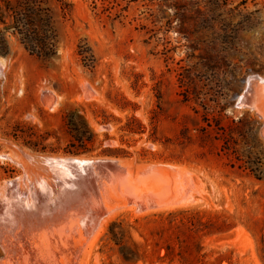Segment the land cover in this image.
<instances>
[{"label": "rangeland", "instance_id": "rangeland-1", "mask_svg": "<svg viewBox=\"0 0 264 264\" xmlns=\"http://www.w3.org/2000/svg\"><path fill=\"white\" fill-rule=\"evenodd\" d=\"M34 1L39 23L50 17L47 35L56 36L49 57L31 54L11 26L28 4L0 0L2 208L12 206L8 193L26 205L58 180L78 189L75 201L95 191L93 232L68 216L50 237V256L61 264H264V177L257 179L245 161L258 162L247 157L238 134L242 162L201 130L208 108L222 112L225 127L251 117L252 150L264 153V0H221L212 29L194 32L189 25L197 48L183 37L171 1L64 0L72 4L68 13L57 0ZM216 33L235 38V45H219L226 58L203 67L200 56L208 50L201 40ZM185 69L203 81L197 89L206 94L203 104L184 102ZM214 75L223 87L218 103L215 90L205 87ZM72 114L95 134L86 153L67 150ZM75 157L107 168L103 182L76 188V177L56 172L47 160ZM8 183H16L13 192ZM64 237L71 246L61 244ZM5 247L0 240V264H32Z\"/></svg>", "mask_w": 264, "mask_h": 264}, {"label": "trees", "instance_id": "trees-1", "mask_svg": "<svg viewBox=\"0 0 264 264\" xmlns=\"http://www.w3.org/2000/svg\"><path fill=\"white\" fill-rule=\"evenodd\" d=\"M25 4H28L27 7L23 8L22 11H19L17 17H14L13 24L14 27L22 36V42L25 44L26 49L31 53L35 54L39 57H49L56 53V36H48L46 28H50L51 20L50 17L47 16L45 20V25H41L39 22L41 20V13H39L38 8H36V1L34 0H23ZM60 2L62 6V10L64 13H68L71 11L72 4L66 3L64 0H57ZM171 1L172 6L175 9H178L180 13H177V19L181 21V33L186 40H189L191 36V30L189 25H194L197 30H203L204 25H207L209 29H212L211 24H214V14L220 12L222 9L221 0H159L163 5L167 4ZM1 11V7H0ZM11 28V27H10ZM222 34L216 33L215 37L211 40L204 41L201 40L203 44L206 45V56H200L201 60L205 62L204 66L211 68L212 65L218 64L226 58L225 55L220 54L221 52L217 50L219 45L226 44L227 46L235 45V38L227 37V39H221ZM51 41V42H50ZM190 41L191 48H197V46L193 45V41ZM211 78V77H210ZM205 87H210L215 90L216 99L214 102L218 103L223 87L214 75L211 80H207ZM206 81V82H207ZM199 82L193 77L189 75V70L185 69L180 76V84L183 88V96L185 97L184 102H191L195 100L199 102V104H203V101H206L204 96L206 94L203 93V87H201L200 91ZM198 113V111H195ZM210 111V108L206 109V113L204 116V122L206 123V127L201 129L204 133L205 137H208L210 134L211 138L213 133L218 139L223 140V148L228 152L232 150L234 154L238 156V162L245 161L242 157L239 150L235 147L237 145L236 138L234 134H238V136L244 138L247 157H253L254 160H257L258 163L253 165L251 161L245 163L249 164L248 166L255 174L257 179H262L264 177V171H262V166L264 164H260L264 160V153L261 151H254V145L256 144V135L253 134V119L251 117H241L238 119H232L230 125L222 126L221 120L222 112ZM66 127L68 133L71 137L69 148L67 149L71 154H81L86 153L90 150V146L94 142L95 134L91 130L87 120L78 115L72 114L68 116L66 120ZM253 136V137H252ZM212 140V139H211ZM214 140H217L215 137ZM250 143L252 145H250ZM252 160V159H251ZM260 162V163H259ZM256 166V167H255ZM259 170V173H257Z\"/></svg>", "mask_w": 264, "mask_h": 264}, {"label": "bare ground", "instance_id": "bare-ground-1", "mask_svg": "<svg viewBox=\"0 0 264 264\" xmlns=\"http://www.w3.org/2000/svg\"><path fill=\"white\" fill-rule=\"evenodd\" d=\"M28 157H30V156H28ZM47 160H49V163H51V165H53L56 168L55 169L56 172L60 173L61 170H64V171L67 170L66 173L69 177L70 176L76 177V179H78L77 180L78 185L76 188L81 187L84 189L92 183L100 184L101 181L103 180L104 171L107 170V168L105 169L103 165H100V163H98V161L95 162V159L92 160V159H88V158L86 159V158L75 157V158H56V160L55 159H53V160L47 159ZM59 164H61L63 167L61 165L60 166L62 168L60 166H58ZM64 166L68 167V168L66 169V168H64ZM58 173H57V175H60ZM63 173L65 174V172H63ZM58 179H56V180H58ZM61 182H62V180L61 181L58 180V182L56 183L57 185H54V183H52L53 187L48 186V184H46V182H43L46 184L42 188L44 190V195L43 194H42L43 196L41 194H40V196L38 195L40 198L38 197L37 199H31L30 198L31 200L29 202L27 199V201H25V203L28 202L26 205H22L21 199L18 201V196L16 197L15 192H13V187L16 183L14 185L12 183L6 184L9 188L8 191H12L14 194L13 195V194L8 193L11 196L7 197V198L12 197L11 200L9 199V202L12 204L11 207H8V209L7 208L4 209L0 205V240H2L4 242V244L6 245L5 248L7 249V251L8 250H11L12 252L15 251L14 254H16V255L17 254L18 255H25V256L27 255L26 257H28V259H31L30 261H32V264H61V263H58L59 260L56 259L54 253L52 252L53 256H50V253L48 251V250H51V248H52L51 247L52 241L50 242V237L53 236L52 233L53 232L56 233L58 226H59V224H61V221L63 220V218H66L68 216H69V219H70V217L74 216L77 223H79L78 225L80 226V228L83 229L86 225H89V223L92 221L91 217H93L94 214L97 213V209H98L95 207L96 205H94V200L97 199L95 191H93V192L91 191L89 193L90 195L87 198H82L84 196H81V199L79 198L78 201L77 200L75 201V199H76L75 193H76V190H78V189L74 190V188H71V186L68 185L69 187H67V186H65V184L63 185ZM23 184H25V183H23ZM32 184L33 183H31L29 185H32ZM35 186H36V184H35ZM19 188H20V186H19ZM8 194H6V195H8ZM78 196L80 197V195H78ZM0 202L2 203V199L0 200ZM71 203H73V205ZM74 203H75V205H74ZM7 204H9V203H7ZM65 205H66V208L68 209L67 213H69V210L71 208L72 209L74 208V212H72V215H68L67 213L63 212L64 211L63 208ZM94 207H95V209H94ZM90 225L88 227V230H89V228H91ZM70 227H73V226L70 225ZM66 229H68V228H66ZM66 229L64 228V230H66ZM73 229H74V227H73ZM93 230L95 231V228ZM61 231H62V229H61ZM59 233H61V232H59ZM93 234H95V233H93ZM37 235H38V237H36ZM58 238H59V236H58ZM54 239H55V237H54ZM64 239L65 240L62 239V242H61V244L63 246H66L67 244L70 245L72 243L71 240H69V239L67 240L66 237H64ZM58 241H56V243L59 244ZM37 252H39L40 254L38 253L39 254L38 255ZM74 254H76V253H74ZM83 254H85V253H83ZM57 257H59V256H57ZM73 257H75V256H73ZM27 262H29V261H27Z\"/></svg>", "mask_w": 264, "mask_h": 264}]
</instances>
